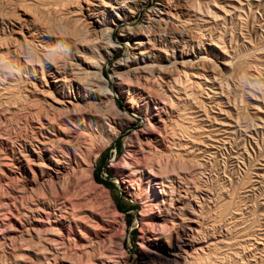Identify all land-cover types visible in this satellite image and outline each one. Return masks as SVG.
Listing matches in <instances>:
<instances>
[{
  "label": "rangeland",
  "instance_id": "374dc122",
  "mask_svg": "<svg viewBox=\"0 0 264 264\" xmlns=\"http://www.w3.org/2000/svg\"><path fill=\"white\" fill-rule=\"evenodd\" d=\"M193 1L175 0L194 11L180 25L200 39L180 49L210 66L180 72L182 87L161 84L160 104L137 92L140 112H129L116 67L132 42L121 33L143 25L156 0L134 9L115 30L118 50L103 70L127 115L114 121L121 133L103 132L54 195L55 158H71L77 136L63 133L82 127L55 101L99 92L95 78L81 75L84 60L98 58L80 47L87 30L74 0H0V264H264V0ZM156 112L165 128L150 127ZM143 131L145 151L135 140ZM103 157L115 191L94 180ZM49 200L57 211L39 206Z\"/></svg>",
  "mask_w": 264,
  "mask_h": 264
},
{
  "label": "bare ground",
  "instance_id": "6f19581e",
  "mask_svg": "<svg viewBox=\"0 0 264 264\" xmlns=\"http://www.w3.org/2000/svg\"><path fill=\"white\" fill-rule=\"evenodd\" d=\"M231 1H233V0H231ZM65 2H67V1H65ZM145 2H146V0H74V2L69 3L70 6H73V7L75 6V8L76 7L78 8V12L80 14V16H79L80 18H78V19H79V21H82L85 23V28H86L85 30H87L86 33L76 34L77 33L76 32L77 28H76V30H75L76 33L73 32L74 34H76V36L79 34H80V36L84 35V34L86 36V37L84 36L82 39H80V41H78L79 39L77 38L78 39L77 41L81 42V43H79L80 47L84 46V48L90 50L98 58V60H96L95 62L92 61L93 63H89L90 62L89 57H88V60H86V61L84 60V64H83L84 68H81V70H82L81 75L83 73L82 76H84L85 78L86 77L95 78L97 80L96 83L99 84L98 86L95 85L98 87L99 92H97V93H95L93 91H91V93L87 92L88 94H86L85 96L78 95V97L77 98L75 97L73 100L69 97L68 98L63 97V98L55 101L56 104L59 106L58 108L62 109V111H64V113H66V115L68 114L70 116V114L73 113L72 115L74 116V115L78 114V116H80L82 119V125H81L82 127H80V129H79V131L80 130L81 131L80 132L78 131L79 134L75 132V128L72 131H69L67 133H63L67 138H71L72 136L77 135L76 136L77 139L75 138V140H76L74 143L75 145L73 144L74 148H73V152H72L73 155L71 156V158L66 157V159H62V158H57L55 156L56 157L55 158V165L52 168L53 172L55 174L54 175L55 180H53L54 182L50 181L49 186L47 185L48 187H50L52 189L54 195H55V192L57 190L56 188H60L62 186L63 180H65V177H67L69 174H72V175L75 174V172H76L75 169H78V168H76V164H78V159L84 160L83 157L85 156V154L89 150V148L92 146L94 141L97 140L98 137L99 138L101 136L103 137L102 134L106 130L109 129L110 130V131H108L109 133L112 131L111 129L116 130L117 125L120 122L116 125V122H114V121L119 120V118H123L124 115L127 117L126 114L123 115L122 113H120L117 110L116 102H115L116 100L114 99L115 93L111 92V90L108 89L109 88L108 87V81L104 80L103 70H104V66L108 63V61H110L113 54L118 50L117 44L115 42H113V36H114L115 30L119 26H121L122 23L127 20V18L129 19V14H131L134 9L142 7L145 4ZM176 2H175V0H156L155 8L153 9V11L149 15H147L146 21L143 25H141L137 28L136 27L135 28L134 27H127L125 29H122L123 31L121 33L122 34L121 37L123 39L131 40L132 47H130L128 57L126 59H124V61H122L121 63H118V65L116 67L117 73L116 72L115 73H116V76L119 77V81H120L118 84V89H119L118 93L121 95L125 94V93L129 94V97L127 99L128 101L126 103H127V108L129 110V112H131V113L140 112V107L138 106V103H136V101H135V96L137 95L136 94L137 92L139 93L140 96H143L146 99V101L148 102L147 105H150L151 102L153 103V102H156V101L158 102V101L162 100L161 98H162V96H164V94L162 95V91L164 89L161 90L162 89L161 84H165V86L167 84H168L167 86H169L170 84H175V85L177 84V87H178V84L180 83L179 85L181 86V83L184 84L183 83L184 81L183 82L180 81L181 77H182V76L179 77L180 72L188 71V69H191V67H193L195 64H198V63L201 64L200 62H202L203 65L206 64L207 66H210V62L208 63L206 57H201L200 52L194 54V52H189L188 50H184V48L182 50L180 49L182 44L193 45V43H195V41L200 40V39H198V37L194 36L193 32H191V30H189V28L186 29L184 24H182L183 27L180 25L181 24L180 23L181 17H179V16L182 15V16H187L188 18L191 17L193 15V14L191 15V13L193 11L192 8L191 9L188 8L187 3L185 6H179L178 7L175 4ZM194 2H196V1L194 0L193 3ZM83 4H84V6H83ZM178 4H180V3H178ZM200 4H199V6H200ZM214 7H215V5H214ZM221 7L219 10L220 12H222L221 10H223ZM200 8L202 11V7H199V9ZM230 8H232V6ZM68 9H70V8H68ZM233 9H234V7H233ZM210 10H213V9L209 8V11ZM210 12H212V16L214 15V17H215L216 11H215V13L213 11H210ZM223 12H225V10ZM133 13H134V11H133ZM196 13L202 14V12L199 13L198 11H196ZM135 14H136V12H135ZM195 15H197V14H195ZM73 21H74V19H73ZM77 22L78 21H76L75 23L78 24ZM183 23H184V21H183ZM185 25H186V21H185ZM184 27H185V29H184ZM78 29H80V28H78ZM80 32H82V31L80 30ZM20 33H23V31H21ZM72 37H74V36H72ZM72 37L70 36V38H71V39L69 38L70 41L73 40ZM166 43L168 44V46ZM165 44H166V46H165ZM79 53L81 54V52H79ZM79 53H78V55H79ZM87 61H89V62H87ZM78 66H80V65H78ZM212 70L215 71L217 69H212ZM77 73H79V71ZM73 74H75V73H73ZM185 75L188 77L187 74H185ZM177 76H178V78H177ZM72 77H73V75H72ZM76 77L77 76H75V78ZM185 77L183 78V80L185 79ZM85 78H83V79H85ZM79 79H81V78L79 77ZM187 80H189V77L186 79V81ZM53 81H55V79ZM81 81H82V79H81ZM75 82H76V80H75ZM82 82H87V80H85V81L83 80ZM87 83H89V82H87ZM92 83H93V81H92ZM92 83L89 86H91V85L93 86L94 83L93 84ZM187 83H189V82L187 81ZM83 85L85 86L86 83ZM184 85H182V86H184ZM170 87H172V85ZM177 87H175L176 90H177ZM87 89L89 91L88 87H87ZM174 89L172 88V90H174ZM158 90H161L162 96L160 95V92H158ZM94 91H97V90H94ZM170 91H171V89H170ZM165 92H166V90H165ZM165 92L163 91V93H165ZM166 96L167 95H165V97ZM54 98H56V97H54ZM165 99L163 101H166ZM54 100H56V99H54ZM89 101L94 102V104H92ZM168 101H170V100H168ZM167 102H163L164 105ZM82 103H91V104H89L87 109H84V108L80 107ZM139 103H140V101H139ZM77 105H80V106H77ZM156 105H158V104H156ZM167 105H165V106H167ZM170 107H171V105H170ZM54 109H56V108H54ZM161 109L162 108L160 107L159 110H161ZM171 110H173V109H171ZM110 112H112V114H110ZM156 113H157L156 115H154L155 113L152 116L148 115L149 117H148L147 121L149 122L150 127L151 128L153 127V129H156L154 127H157L159 129H162L163 127L165 128L166 127L165 126V120L161 118V114L159 112H156ZM124 119H122V120H124ZM121 130H122L121 128L119 130H116L115 131L116 133L114 132V137H117L121 133ZM149 132H151L150 129H149ZM164 132H165V130H164ZM111 134L112 133H110V135ZM147 137H148V134H146V132L143 131V133H141L139 135L137 134L135 136V140L138 141V143L140 144V147H141V145L147 147L149 144H151V142L148 141ZM110 140H111V138H110ZM71 142H73V141H71ZM71 142H70V144H71ZM105 142H107V140ZM131 143L133 144V140H131ZM56 147H54V148H56ZM144 148L141 147V149H143V151H145ZM48 149H49V147H48ZM152 149H153V147H152ZM56 150L57 149H51L52 152L50 150L49 151H50V153H52V155H54L53 153ZM150 151H146V153H148ZM66 154H67V152H66ZM63 156H65V155H63ZM123 162L125 163L126 161H123ZM80 164H82V163H80ZM69 178L70 177H68L67 180H69ZM67 180H65V181L67 182ZM45 183H47V182H45ZM45 183H43V184H45ZM149 183H150V181H149ZM151 185L153 186V184H151ZM41 188H43V189H40V191L45 190L44 185ZM63 188H65V187H63ZM161 194H164V193H161ZM43 195H44V192H43ZM36 200H38V199H36ZM51 200L47 201L44 204L41 203L39 206L43 207L44 210H48L50 212L57 211L58 205H57L56 201H51Z\"/></svg>",
  "mask_w": 264,
  "mask_h": 264
},
{
  "label": "trees",
  "instance_id": "16d2710c",
  "mask_svg": "<svg viewBox=\"0 0 264 264\" xmlns=\"http://www.w3.org/2000/svg\"><path fill=\"white\" fill-rule=\"evenodd\" d=\"M121 142H118L116 144V148L120 150ZM101 170H105L108 179L104 180L101 176ZM112 178V172L106 169V160L104 161V157L102 158L100 162L99 170L94 173V180L97 184L103 185L106 189L109 191H115V186L112 183H109V180ZM118 209L120 212L125 213L127 210L122 208V206L119 204Z\"/></svg>",
  "mask_w": 264,
  "mask_h": 264
}]
</instances>
